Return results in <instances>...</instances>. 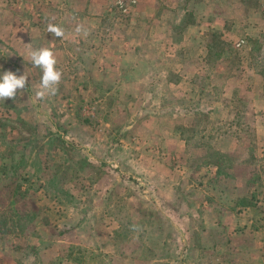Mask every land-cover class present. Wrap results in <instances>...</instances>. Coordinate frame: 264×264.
Listing matches in <instances>:
<instances>
[{"label":"rangeland","instance_id":"1","mask_svg":"<svg viewBox=\"0 0 264 264\" xmlns=\"http://www.w3.org/2000/svg\"><path fill=\"white\" fill-rule=\"evenodd\" d=\"M158 2L151 26L132 0H0V74L28 75L0 101V264H264V38ZM36 39L65 55L44 101Z\"/></svg>","mask_w":264,"mask_h":264},{"label":"crops","instance_id":"2","mask_svg":"<svg viewBox=\"0 0 264 264\" xmlns=\"http://www.w3.org/2000/svg\"><path fill=\"white\" fill-rule=\"evenodd\" d=\"M75 3L72 4L73 10L82 9L85 11L87 16L101 14L105 10L106 5L110 3V0H83L84 4L77 3L82 0H74ZM134 2L133 9L138 13V16L143 19H150L152 22L151 26H156L157 23L155 17L157 12L162 7L158 0H132ZM182 0H163L167 12V7H173L175 3ZM185 1V0H184ZM196 1L201 5V14L195 13L192 17L193 21L190 23H185L186 26L192 27L197 31L202 27H213L214 30L222 33L226 39L238 46L240 43L247 42L249 38L254 36L262 35L264 38V0H256L255 2H250L249 0H191ZM85 16V15H84ZM83 16V17H84ZM77 26V22L71 23ZM86 25V24H85ZM87 26V25H86ZM165 26L168 24L165 23ZM90 30L93 26H87ZM87 28V29H88ZM156 31L153 29V32ZM75 34V33H74ZM156 34V33H155ZM155 34H149L148 41H155ZM165 37L164 47L167 42V37ZM59 38L55 40V44H59ZM36 43L39 45L38 39ZM40 47H48L45 45H39ZM57 57L59 64L65 60V55L62 49L58 46L50 48ZM144 67L136 66L135 71L143 72ZM146 72V70H145Z\"/></svg>","mask_w":264,"mask_h":264},{"label":"clouds","instance_id":"3","mask_svg":"<svg viewBox=\"0 0 264 264\" xmlns=\"http://www.w3.org/2000/svg\"><path fill=\"white\" fill-rule=\"evenodd\" d=\"M47 19L55 20V17L52 16ZM75 31L85 37L89 34V30L83 24H78ZM47 32L53 34L55 37H65V30L61 26L51 22L47 24ZM29 59L33 67L42 70L40 86L35 92V100L44 101L51 96H55L62 81L63 73L57 67V57L52 49L41 47L31 50ZM27 85L28 75L25 73L17 75L11 70L3 72V74H0V101L8 98L15 100L18 92L22 94ZM131 229L132 231H140L138 225H132Z\"/></svg>","mask_w":264,"mask_h":264},{"label":"trees","instance_id":"4","mask_svg":"<svg viewBox=\"0 0 264 264\" xmlns=\"http://www.w3.org/2000/svg\"><path fill=\"white\" fill-rule=\"evenodd\" d=\"M1 230V229H0Z\"/></svg>","mask_w":264,"mask_h":264}]
</instances>
